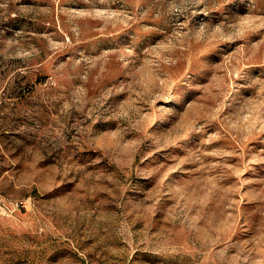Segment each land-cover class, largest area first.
Returning a JSON list of instances; mask_svg holds the SVG:
<instances>
[{"label":"rangeland","instance_id":"374dc122","mask_svg":"<svg viewBox=\"0 0 264 264\" xmlns=\"http://www.w3.org/2000/svg\"><path fill=\"white\" fill-rule=\"evenodd\" d=\"M0 264H264V0H0Z\"/></svg>","mask_w":264,"mask_h":264}]
</instances>
